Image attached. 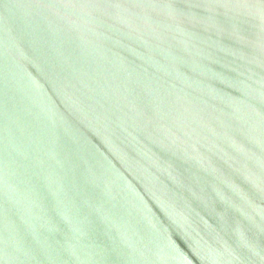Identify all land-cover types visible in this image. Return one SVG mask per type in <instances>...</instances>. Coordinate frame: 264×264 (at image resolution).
<instances>
[{
  "label": "water",
  "instance_id": "obj_1",
  "mask_svg": "<svg viewBox=\"0 0 264 264\" xmlns=\"http://www.w3.org/2000/svg\"><path fill=\"white\" fill-rule=\"evenodd\" d=\"M0 264H264V0H0Z\"/></svg>",
  "mask_w": 264,
  "mask_h": 264
}]
</instances>
